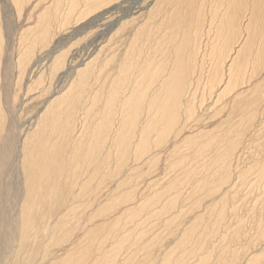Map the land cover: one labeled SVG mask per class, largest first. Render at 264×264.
Returning a JSON list of instances; mask_svg holds the SVG:
<instances>
[{
    "label": "bare ground",
    "instance_id": "1",
    "mask_svg": "<svg viewBox=\"0 0 264 264\" xmlns=\"http://www.w3.org/2000/svg\"><path fill=\"white\" fill-rule=\"evenodd\" d=\"M124 1L0 0V264H115L114 254L124 246V238L115 239L119 218L141 208L149 211L165 193L158 189L159 184L149 192L145 191L149 188H140L138 171L145 165L148 170L140 173L150 177L147 172L163 154L158 155L172 149L176 154L172 165L192 182L187 191V179L175 175L176 185L179 182L175 196L153 212L169 213L163 223L179 218L156 259L169 264H210L213 251L220 248L222 263L264 264V77H260L264 72V0H170V8L159 10L160 23L169 20L176 4L183 5L178 7L181 21L189 14L194 23L188 19V24L179 26L177 21V31L171 35H164L163 24L155 26L162 32L159 40L163 41L156 48L161 62L156 59L159 54L152 52L155 48L143 63L134 57L132 70L137 68V73H131L130 81L128 77L117 83L114 80L113 91L108 90L107 101L98 109H94L95 98L103 87L86 83L93 76L86 71L89 65L92 68L93 57L74 61L69 52L66 62L64 52L53 55L52 50L47 64L51 71L64 67L56 72L57 83L67 73L73 78L68 86L64 80L66 87L51 89L40 108L22 119L33 67L43 63L34 48L47 45L54 21L59 20L61 26L70 18L77 20L84 11ZM140 6L133 5L121 19ZM22 11H28L26 24L19 18ZM103 16L100 12L92 21ZM149 30L148 36L154 34L153 28ZM174 47L178 54L171 56ZM95 68L94 77L100 75L102 66ZM76 80L80 87L69 97ZM100 81H106L104 74ZM201 84L204 89L196 95ZM106 169V176H101ZM125 186L135 197H127L128 189L127 194L119 193ZM242 186H248L251 203L247 205L248 229L245 219L232 224L226 218L227 211H236L239 197L236 201L231 197L238 195L235 187ZM105 196L107 201L110 197L131 201L113 211L114 218L110 215L98 222L94 217L112 207L110 203L104 208L94 206L85 219L77 212ZM73 215L80 217L71 221ZM106 227L110 229L104 231ZM226 230L230 240L223 239L218 246V239L227 237ZM154 241L158 240L144 241L142 237L134 241L133 251L143 257L134 260L126 250L121 252L122 259L130 264L149 263L156 255L151 250ZM51 243L55 250L46 251L45 245ZM111 248L113 254L108 255ZM39 250H43L40 257Z\"/></svg>",
    "mask_w": 264,
    "mask_h": 264
},
{
    "label": "rangeland",
    "instance_id": "2",
    "mask_svg": "<svg viewBox=\"0 0 264 264\" xmlns=\"http://www.w3.org/2000/svg\"><path fill=\"white\" fill-rule=\"evenodd\" d=\"M123 1V0H120V2ZM137 1V2H136ZM146 1V2H145ZM167 1V2H166ZM134 2L136 3H133V0H126L122 3V5H118L116 6L118 3L114 4V5H110V7H104L103 5L101 7H99V9L96 11H93V12H86L84 11V13L82 12L81 13V17L79 16V18L76 20L70 18L68 20H66L67 22H63L61 23V26L60 24H58L59 20H55L54 21V29L53 27H51L52 30H50L51 32H49V38H47V41L49 40L50 43L52 42V38H53V41L52 44H49V41L45 44L49 45L48 47L50 48H47V45H43L44 48H42L41 46H38V47H35L34 51H36L37 53H41L40 54V58L41 60L40 61H43V63L39 62V66L36 65L35 67H33V70L31 73V80L30 82L28 83L29 85H27L30 89H29V92L27 93L28 95V98L29 100L26 101V104L24 106V108L22 109V116H25V117H22V119L24 120L26 117L34 114V112L40 108V105L42 104V99H44V97L46 96V94L51 90V89H54L55 87L57 88H61V87H66L68 86L69 84V81L70 78L72 75H69L70 73H67L65 76H63V79L62 81H59L57 83L56 81V75L57 73L60 71H62L61 69L64 68V67H59L58 69H55L54 71L50 69V66L47 65V64H50V62L48 63L49 61V52H50V55H51V51H53V55H56V54H62L63 52V56L64 58L67 56H70L71 57H74V61L76 60H82V59H86L87 58H92V68H91V65H89V67H87L88 69L86 71L90 72L91 75H93L92 77H88V82H90L89 85H91L90 87H99L100 85H102V93L101 91L98 93L97 92V96H99V98H95V101L97 103V105H95L94 109H98V108H101L102 106H104L103 104H105V102L107 101L105 98L107 97V94L109 93L110 89L112 92L113 91V87L115 86L114 84H116L117 82H119L120 80H122L123 78H126L128 77L129 81H130V77H131V73H137V68H134L132 70V63L134 61V57H135V60L136 62L138 63H143L146 55L151 52L149 50H151L152 48H155V50L152 49V52H156L155 54L157 55V53L159 55H157L156 59L157 61L160 63L161 62V56H160V52L159 49H156V48H160V44L161 42L163 41H160L159 38H160V35H162V32L161 30L163 31L164 35H166L168 33V35H171V34H174L175 33V30L177 31V28H178V25L179 26H182V25H185V24H188L189 22L188 21H185V20H190L192 22H190L191 24L194 23V17H190V15L188 14L185 15L186 19L183 20V22L181 21L180 19V15L178 14L180 11L179 9H181L180 7L183 5L181 4H176V7L175 5L171 8V15L170 17L168 18L169 20H163L161 21L162 23H160V20H158V18L161 16L159 14H161L162 12H160L159 10H163V9H167L168 7L170 8L171 5H170V0H134ZM139 2V3H138ZM158 2V3H157ZM165 2V3H164ZM152 3V4H151ZM137 4L140 6V7H137V8H132L130 10V13L128 16L124 17L121 19V16L124 14V13H128L129 9L134 5V6H137ZM156 4V5H154ZM168 4V5H167ZM159 5H161L162 7H160ZM180 6V7H179ZM179 7V9H178ZM185 7H186V3H185ZM190 7V4H187V8ZM139 8V9H138ZM177 8V9H176ZM176 10L174 13H173V10ZM112 10V11H111ZM155 10H158V14H156V16L153 14V11L155 12ZM24 12V13H22ZM21 14L19 16V18L23 21H21V24H26L28 22L27 20V14H28V11H22ZM100 12H103V15L105 14V16H103L101 19H97V20H94L92 21L93 19H95V15H98ZM108 12H112V13H108ZM151 12V13H150ZM86 13V14H85ZM92 13V14H91ZM24 14V15H23ZM85 16H84V15ZM115 14V15H114ZM150 14H153L152 16ZM176 14V15H174ZM27 15V16H26ZM87 15V16H86ZM111 15V16H109ZM147 15V16H146ZM26 16V18H25ZM83 16V17H82ZM108 17V18H107ZM110 17V18H109ZM151 17V18H149ZM184 17V18H185ZM106 18V19H104ZM25 19V20H24ZM72 19V21H71ZM80 19V20H79ZM120 19V21H119ZM79 20V21H78ZM105 20V21H104ZM118 20V23H116ZM25 21V23H24ZM30 21V19H29ZM97 21V22H96ZM175 21V22H174ZM178 21V22H177ZM76 22V24L74 23ZM113 22V23H112ZM152 22V23H151ZM177 22V24H176ZM180 22V23H179ZM58 25H56V24ZM68 23V25H67ZM108 23L109 24H114V26L109 29L110 25L108 26ZM116 23V24H115ZM163 24L162 25V28L161 30H158L159 28L156 29L155 26L157 25H160V24ZM165 23V24H164ZM172 23V24H171ZM63 24V25H62ZM66 24V25H65ZM101 24V25H100ZM111 24V25H112ZM175 24V26H174ZM72 25V26H71ZM119 25V27H117ZM57 28H56V27ZM69 26V27H68ZM108 26V27H107ZM170 26V27H169ZM174 26V27H173ZM27 27V26H26ZM60 27H62L63 29H60ZM166 27V28H165ZM150 28H153L154 30V34L152 33L151 36H148V33H149V29ZM168 28V29H167ZM91 29V30H90ZM109 29V30H107ZM166 29V30H165ZM170 29V31H169ZM58 30V31H56ZM168 30V31H167ZM56 31V33H55ZM77 31V32H76ZM97 31V32H96ZM159 31V32H158ZM167 31V32H166ZM53 33V34H52ZM194 31H192V35H193ZM51 34V35H50ZM60 34V35H59ZM75 34V35H74ZM83 34V35H82ZM91 34V35H90ZM52 35H55L54 37ZM57 35V36H56ZM159 35V36H158ZM167 35V37H168ZM78 36V37H77ZM109 36V37H108ZM188 36L191 37V34H188ZM56 37L55 41L54 38ZM70 37V38H69ZM155 37V38H154ZM75 38V39H74ZM182 38H185L182 36ZM111 39V40H109ZM150 39V40H149ZM166 39V38H165ZM164 39V40H165ZM159 40V41H158ZM76 41V42H75ZM112 41V42H111ZM151 41V42H149ZM75 42V43H74ZM105 42V44H104ZM150 43V45H149ZM61 44V45H60ZM71 44V45H70ZM134 45V46H133ZM37 46V44H36ZM54 46V47H53ZM112 46V47H111ZM136 46V47H135ZM176 46V45H174ZM63 47V48H62ZM129 47V48H128ZM150 47V48H149ZM39 49V51L37 49ZM42 48V49H41ZM48 50H47V49ZM61 48V49H60ZM147 48V49H146ZM149 48V49H148ZM51 49V50H50ZM128 49V50H127ZM139 49H140V52H139ZM43 50V51H42ZM60 50V51H59ZM101 50V51H100ZM42 51V52H41ZM58 51V52H57ZM137 51V52H136ZM57 52V53H55ZM145 54H144V53ZM174 52L176 54H178L177 52V47L173 49V52H170L171 53V56H175L176 54H174ZM13 53L14 52V49H13ZM43 54V55H42ZM113 54V56H112ZM143 54V55H141ZM36 55V53H35ZM48 55V56H47ZM108 55H110V57H108ZM44 56V57H43ZM67 56V59H64L66 62L67 60L69 59ZM92 56V57H91ZM107 57L105 59V57ZM128 56V57H127ZM42 57H43V60H42ZM46 58V60H44ZM140 59V60H139ZM127 60V61H126ZM46 61V65L45 62ZM95 61V62H93ZM123 61V62H122ZM94 63H96L94 65ZM100 63V64H99ZM108 64V65H107ZM94 65V66H93ZM98 66H102V70L100 72V75L97 74V80L94 74V72L97 70V68L95 67H98ZM48 69H47V68ZM105 67V68H104ZM35 69V70H34ZM50 69V70H49ZM94 71H93V70ZM104 69V70H103ZM106 69V70H105ZM121 69V70H120ZM49 70V71H48ZM58 70V71H57ZM90 70V71H89ZM120 70V72H118ZM136 70V71H135ZM51 71V72H50ZM93 71V72H92ZM57 72V73H56ZM48 73H50L48 75ZM118 73V74H117ZM120 73V74H119ZM124 73V74H123ZM103 74L104 76L106 77V81L102 84H99L101 83V79L103 78ZM13 75V74H12ZM40 75V76H39ZM52 75V76H51ZM54 75V76H53ZM119 75V76H118ZM15 76V74H14ZM51 76V77H50ZM70 76V77H69ZM108 76V77H107ZM118 76V77H117ZM130 76V77H129ZM53 77V78H52ZM260 77H264V72L261 74ZM39 78V79H37ZM93 81H92V79ZM120 78V79H119ZM91 79V80H90ZM96 79V80H95ZM117 79V80H116ZM36 80V81H35ZM40 80V81H39ZM65 80V82H63ZM90 80V81H89ZM114 80L116 81V83L114 82ZM78 80H76L75 84H73L72 88L73 91H72V88L70 89V91H68V93H70V95H68L69 97H71L72 95H74L75 93V89L76 87H80V86H76V83H77ZM128 81V82H129ZM33 82V83H32ZM63 82V83H62ZM99 82V83H98ZM110 82V83H109ZM32 83V84H30ZM53 83V84H52ZM93 83V84H92ZM114 83V84H113ZM52 84V85H51ZM66 86H65V85ZM105 84V85H103ZM50 85V86H49ZM56 85V86H55ZM88 85V86H89ZM93 85V86H92ZM22 86H25V85H22ZM21 86V87H22ZM113 86V87H112ZM204 85H199L197 87V91H196V95H199L201 94V90L203 91ZM36 87V88H35ZM200 87V88H199ZM45 88V89H44ZM199 89H201L199 91ZM32 90V91H31ZM109 90V91H108ZM73 92V93H72ZM67 93V94H68ZM106 96V97H105ZM104 98V99H103ZM97 99H99L97 101ZM104 100V101H103ZM106 100V101H105ZM103 101V102H102ZM95 103V104H96ZM90 105V104H89ZM93 109V110H94ZM191 124V123H190ZM189 124V125H190ZM184 132H182L181 134H183ZM180 134V135H181ZM188 134H185L184 136H186ZM181 137V136H180ZM187 147V146H186ZM189 147V146H188ZM162 151V150H161ZM168 152L166 154V152ZM170 151H173L172 153H170ZM164 150L163 152L160 153L159 156H161L162 154V158L159 157L157 158V162H155V165L154 167H152L151 170H149L147 173L150 174L149 176L152 177H148L147 174H145L148 178H146L145 175H142L140 172H144L146 173V170H148V168H146V166L144 165L143 167L140 168V171H138V176H140L139 180L142 181V184L143 186H140V188L142 187H145V188H149V189H145V191L149 192V191H153L155 189H157V186L158 184L161 185L158 187V189H163L162 191H164L165 193L162 194V198H159L160 200L154 204H152L150 206V210H141V209H137L136 210V213L132 212V213H128L126 215H129L131 214V216H124V217H120L119 218V223L118 225L115 227L116 231L118 232V234H116V237L115 239L121 237V239L124 238V246L122 249H120L119 252H117L118 254H114L116 255L115 256V264H130L131 262L129 260H123L122 259V255H121V252L122 254L126 252L127 250V254H129V256L131 255H134V260H139L140 258L143 257V254L140 256V252H137V251H133L134 248H135V244H134V241L136 240H142V237H143V240L144 241H153V240H158V241H154L153 244L151 245V250H153V253L156 255L154 256L155 259H150L152 261H149V263H153V264H156L154 263L155 261H159V264H169V263H162L161 260L159 259H156V258H159L158 257V250L164 245L166 246L167 243L170 241V238L172 236V233L173 231H175L176 229V225H177V221L179 220L178 217L174 218V219H169L167 220L165 223H163L164 221V218L166 217V215H169V213H157V214H154L153 215V212L158 209L157 206H159V204L163 205V203H166L167 200L171 197H174L175 196V192H176V188H178V184L176 185V179H175V175L178 176H184L186 178V174L183 173L181 174V169L177 166H175L174 164L172 165V162H174L175 160V156L176 154L174 153L175 150ZM187 152V150H185ZM190 150L188 149V152ZM164 157V158H163ZM164 163V164H163ZM170 163V164H169ZM143 168V169H142ZM175 170V171H174ZM108 171V169H106V171L103 173H101L100 175L101 176H106V172ZM152 171V172H151ZM194 172V170H193ZM141 174V175H140ZM154 174V175H153ZM181 174V175H180ZM141 176L143 177V180L141 178ZM154 177V178H153ZM146 179V181L144 180ZM187 179V178H186ZM151 180V185L148 186L149 184V181ZM156 180V181H155ZM158 180V182H157ZM191 179H187V183L185 185V190L188 191V188L191 187V182L192 180L190 181ZM104 181V180H103ZM146 182V184H145ZM157 182V183H155ZM148 183V184H147ZM155 183V184H154ZM162 183V184H161ZM181 183L183 184V181H181ZM185 183V182H184ZM157 184V185H156ZM174 185V187H169V185ZM165 185H167V189L168 191L166 192V189L164 190L165 188ZM189 185V186H188ZM148 186V187H147ZM151 186V187H150ZM156 186V187H155ZM129 186H125V187H122L119 191V193H126L125 191H130V194H127V197H135V193L132 194L134 191L131 189V188H128ZM155 188V189H152ZM161 187V188H160ZM126 188V189H125ZM235 191L237 190V193L238 195H235L233 197H231V199H233L234 201H236V197L238 198V202L236 203V211H231V212H228L229 215L227 214L226 215V218L228 219V223H232L234 222V224L236 223L235 221H237L238 218H242L241 220L245 219L244 220V227H246L248 229L249 227V218H248V206L251 205V203L249 202V199H248V186H242L241 189H239V187H235ZM170 189V190H169ZM173 189V190H172ZM241 191H239V190ZM132 190V191H131ZM132 192V193H131ZM146 192V193H147ZM169 193V194H168ZM172 194V195H170ZM134 195V196H133ZM170 195V196H169ZM241 195V196H240ZM165 196V197H164ZM229 197V196H228ZM228 197L225 198V201L228 199ZM244 197V199H240ZM106 198L108 197H103V199H101L100 202H92L91 204H86L84 206H81L80 209L82 208V211L79 212V215L81 213L82 215V218L85 219V217H87V215L90 213L91 209L94 207V206H100V207H106V205H108V203L111 204L112 207H106L105 210H103L102 213L100 214H97L93 220H95L96 222H98L99 220H101L103 217H107V216H111V218H114L115 216L113 215V211H117L120 207L126 205L128 202H130L131 200L129 201H125V199L123 201H115L112 197H110L107 201ZM164 198V199H163ZM113 199V200H112ZM163 200V201H162ZM245 200L247 202H245ZM113 201V202H112ZM112 202V203H111ZM152 202V201H151ZM224 202V201H223ZM241 202V204H240ZM239 203V204H238ZM175 204V203H174ZM178 204H182L184 205V203H178ZM186 205H189V202L187 201V203H185ZM249 204V205H248ZM121 205V206H120ZM155 205V206H154ZM222 205V203L220 204ZM248 205V206H247ZM154 206V207H153ZM241 208V209H240ZM245 209V210H243ZM86 210V211H85ZM229 210V209H228ZM238 210V212H237ZM147 211V212H146ZM152 211V212H151ZM241 211V213H240ZM140 212V213H139ZM232 212H234L233 214H231ZM149 213V214H148ZM231 214V215H230ZM239 214V215H238ZM77 216V215H73L74 217L71 218L69 217V219L72 221L77 219V217L79 218L80 216ZM133 215V216H132ZM237 215V216H236ZM245 218H244V216ZM75 216H77L75 218ZM165 216V217H164ZM234 217V219L232 217ZM163 217V218H162ZM230 219H229V218ZM236 217V218H235ZM75 218V219H74ZM136 218V219H135ZM160 220V221H159ZM230 220V222H229ZM247 220V222H246ZM233 221V222H232ZM170 222V223H169ZM163 223V224H162ZM169 224V225H168ZM237 224V223H236ZM248 225V226H247ZM157 226V227H156ZM159 226V227H158ZM232 226V225H231ZM234 226V225H233ZM163 227V228H162ZM243 227V228H244ZM143 228V229H142ZM146 228V229H145ZM154 228V229H153ZM159 228V229H157ZM244 228V229H246ZM110 229V227H106L104 229V231ZM150 229H153V230H150ZM141 230H144L143 232H141ZM167 230V231H166ZM148 231H150V234H145V233H149ZM154 231V232H152ZM227 232H225V236L227 237H224L221 239L220 241V238L218 239L217 244L218 246L220 245H223L222 243L224 241H227V239L230 240V234L228 233V230H226ZM249 231V230H248ZM141 232V233H140ZM145 232V233H144ZM167 232V233H166ZM169 232V233H168ZM161 233V234H160ZM166 233V234H165ZM129 235V236H128ZM137 237H136V236ZM140 235V236H139ZM148 235V236H147ZM154 235V236H153ZM167 235H169L167 238ZM159 236V237H158ZM148 237V239H144ZM161 237V240H159ZM138 238V239H137ZM169 239V240H168ZM224 239V241H223ZM228 240V241H229ZM111 241L113 242V239H111ZM161 241V243H160ZM158 242V243H157ZM157 243V244H156ZM126 244V245H125ZM53 245V246H52ZM156 245L159 247H156ZM161 245V246H160ZM49 248H48V247ZM133 246V247H132ZM155 246V247H154ZM221 247V246H220ZM56 248V246H54L53 243H51L50 245H45V250L46 251H54ZM219 248V247H218ZM217 248V249H218ZM44 249V247L42 248ZM109 248H105L104 251H108ZM115 249V248H113ZM41 250V249H40ZM40 255L41 253H43V250L40 251ZM133 251V252H132ZM220 248L216 251H213V254L212 256L215 254L214 259H212V263L210 264H225V261L223 260V263L222 261H220L219 259L220 256ZM113 250L112 248L110 249V251L107 253L108 255L109 254H113L112 253ZM217 252V254H216ZM219 252V254H218ZM132 253V254H131ZM135 253V254H134ZM139 253V254H138ZM226 253V252H225ZM131 254V255H130ZM228 253H226L225 257L227 256ZM38 255H36V257H38ZM219 257H217V256ZM118 256V257H117ZM136 256V258H135ZM38 257V258H39ZM105 258H103L100 263L102 261H104ZM218 259V260H216ZM216 260V261H215ZM222 260V259H221ZM227 260V258H226ZM121 261V262H120ZM103 263V262H102ZM147 263V264H149Z\"/></svg>",
    "mask_w": 264,
    "mask_h": 264
}]
</instances>
